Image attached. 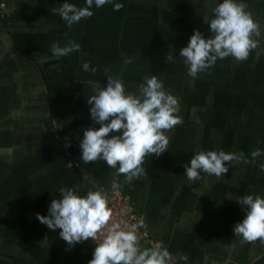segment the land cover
Returning <instances> with one entry per match:
<instances>
[{"label":"crops","instance_id":"1","mask_svg":"<svg viewBox=\"0 0 264 264\" xmlns=\"http://www.w3.org/2000/svg\"><path fill=\"white\" fill-rule=\"evenodd\" d=\"M62 2L10 0L0 12V264H87L90 239L69 248L35 214H47L61 185H78L81 195L100 186L108 194L114 179L143 215L150 238L177 257L174 264H264L261 239L242 241L232 233L244 215L235 198L264 196L258 167L264 156L253 162L249 155L264 149V0H245L260 25L248 57L217 59L195 78L179 49L193 29L211 35L203 18L217 0H119V10L93 7L92 16L70 28L52 11ZM69 40L79 43L78 51L51 55L54 41ZM84 61L96 71H84ZM149 74L178 97L181 123L167 130V150L144 158L145 176L125 183L103 160L80 159L83 129L98 127L86 101L91 82L103 87L106 76H119L135 93ZM201 150L243 153L249 162H229L222 176L201 173L189 182L183 165ZM181 253L187 261L178 260Z\"/></svg>","mask_w":264,"mask_h":264},{"label":"clouds","instance_id":"2","mask_svg":"<svg viewBox=\"0 0 264 264\" xmlns=\"http://www.w3.org/2000/svg\"><path fill=\"white\" fill-rule=\"evenodd\" d=\"M105 4H111L113 11L123 7L119 0H83L82 6L63 0L52 11L70 28L82 18L92 16L93 7L100 8ZM246 7L245 0H217L211 17L203 18L211 35L204 36L193 29L185 46L179 49L188 76L195 78L217 59L232 56L242 61L248 57L250 49L259 43L260 25ZM79 48V43L73 40L63 46L54 41L50 53L58 58ZM166 60L173 62V56L169 53ZM123 62L127 64L129 59L125 58ZM81 68L96 71L94 66L89 67L88 61L82 62ZM91 87L93 94L86 102L89 117L98 127L83 129L78 144L80 159L85 163L103 160L117 174H123L125 183L145 176L144 158L159 156L167 150V130L181 123L178 97L164 86L161 79L151 74L137 86L135 93L126 91L119 76H106L103 87L97 81L91 82ZM249 155L255 162L256 157L264 156V149L255 148ZM241 160L249 162L243 153L196 151L183 165V174L189 182L199 179L201 173L220 177L228 170L229 162ZM258 167L264 172V162ZM117 186L120 185H113ZM58 192L59 197L50 200L47 214L36 213V219L50 230H59L58 236L69 248L89 238L97 241L99 236L87 264H174L177 260L162 242L142 247L138 233L144 227L143 215L135 217L131 223L113 218L108 194L102 187L96 186L81 195L78 185H61ZM225 197L233 199L228 193ZM235 201L244 215L233 224V235L242 241L264 240V196L243 194ZM187 259L184 253L178 255L179 261Z\"/></svg>","mask_w":264,"mask_h":264},{"label":"built area","instance_id":"3","mask_svg":"<svg viewBox=\"0 0 264 264\" xmlns=\"http://www.w3.org/2000/svg\"><path fill=\"white\" fill-rule=\"evenodd\" d=\"M9 1L10 0H0V5H2V7H0V12H3L5 10L7 3ZM52 135L57 142H60V138L55 130L52 132ZM67 157L69 156L67 155ZM67 165L71 167L74 165V163L71 160H68ZM114 184L118 185V182L116 179L112 181V183L109 186V191H108V197H109L108 206L112 210L113 218L115 219L122 218V219L128 220L130 223L134 222V218L139 217L140 215L136 214L129 197L124 195L120 191L119 186L113 187ZM89 239L91 240V238ZM138 239H139L140 244L142 241L145 240L148 242L150 246H152L155 242H157L150 238L149 233L144 228L140 229L138 233ZM98 241H99V236H98L97 241H92V242L95 244ZM262 250L264 253V240H262Z\"/></svg>","mask_w":264,"mask_h":264},{"label":"rangeland","instance_id":"4","mask_svg":"<svg viewBox=\"0 0 264 264\" xmlns=\"http://www.w3.org/2000/svg\"><path fill=\"white\" fill-rule=\"evenodd\" d=\"M222 66H218V68H220ZM224 68V67H223ZM229 69V68H228ZM219 86L222 88V89H225L226 85H225V82L223 81H219Z\"/></svg>","mask_w":264,"mask_h":264}]
</instances>
